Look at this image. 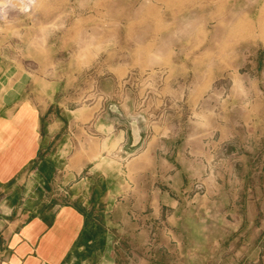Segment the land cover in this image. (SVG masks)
<instances>
[{
  "label": "rangeland",
  "instance_id": "1",
  "mask_svg": "<svg viewBox=\"0 0 264 264\" xmlns=\"http://www.w3.org/2000/svg\"><path fill=\"white\" fill-rule=\"evenodd\" d=\"M0 62L52 82L58 122L85 119L82 175L98 187L89 215L108 264H247L264 245V0H0ZM247 89L263 103L254 115ZM133 129L138 148L156 136L151 155L130 138L118 152ZM72 150L33 166L39 201L69 202L73 180L56 168L80 159ZM105 181L123 182L113 200Z\"/></svg>",
  "mask_w": 264,
  "mask_h": 264
},
{
  "label": "crops",
  "instance_id": "2",
  "mask_svg": "<svg viewBox=\"0 0 264 264\" xmlns=\"http://www.w3.org/2000/svg\"><path fill=\"white\" fill-rule=\"evenodd\" d=\"M43 82L36 79L32 83L26 72L11 75V69L0 62V264H108L107 233L89 215L98 187L90 186L89 173L82 175L90 163L86 158L92 154L84 133L85 119L73 116L65 123L51 116L54 91L50 96L47 90L53 84L47 82L45 90ZM246 92L247 109L254 115L263 103L255 93ZM88 118L91 121L92 117ZM99 127L108 128L105 124ZM227 132L229 140L233 135L230 128ZM140 133L133 129L131 137L123 131L116 135L118 152L128 154L124 144L130 138L135 153L151 155L150 146L156 136H147L138 148ZM109 139L111 135L101 136V149L103 142L107 148ZM70 148L73 150L69 155L80 159L70 158L62 170L56 168L65 173L64 178L73 180L65 185L69 202L39 201L29 188L32 173L38 174L37 169L32 171L33 166L45 152L58 160L57 156ZM107 183L103 184L105 196L113 200L120 195L123 182ZM258 202L260 207L261 202L255 198L247 202L250 227L261 217ZM249 251L253 255L247 256V264H264V245H251Z\"/></svg>",
  "mask_w": 264,
  "mask_h": 264
}]
</instances>
